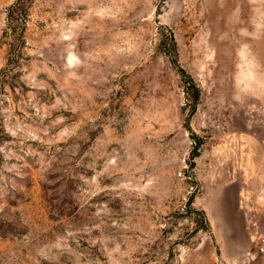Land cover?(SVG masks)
<instances>
[{
  "label": "rangeland",
  "instance_id": "obj_1",
  "mask_svg": "<svg viewBox=\"0 0 264 264\" xmlns=\"http://www.w3.org/2000/svg\"><path fill=\"white\" fill-rule=\"evenodd\" d=\"M263 240L264 0H0V264Z\"/></svg>",
  "mask_w": 264,
  "mask_h": 264
},
{
  "label": "trees",
  "instance_id": "obj_2",
  "mask_svg": "<svg viewBox=\"0 0 264 264\" xmlns=\"http://www.w3.org/2000/svg\"><path fill=\"white\" fill-rule=\"evenodd\" d=\"M14 8H15V6H14ZM16 9H18V10H15V13H17V11H19L20 10V6H17V8ZM11 15V14H10ZM14 20H16V18H14ZM169 38H170V49L169 48H165V50L166 51H170V50H172L173 52H175V43H174V40H173V37H172V34L170 33L169 34ZM165 47H167V46H165ZM172 61V63L174 64V65H176V62H175V60L174 59H172L171 60ZM4 77H5V74H4ZM4 79V78H3ZM2 81H4V80H2ZM193 155H195V152H194V154ZM191 201V200H190ZM195 211H197V210H195ZM202 213V212H201ZM203 218H204V216H203Z\"/></svg>",
  "mask_w": 264,
  "mask_h": 264
},
{
  "label": "built area",
  "instance_id": "obj_3",
  "mask_svg": "<svg viewBox=\"0 0 264 264\" xmlns=\"http://www.w3.org/2000/svg\"><path fill=\"white\" fill-rule=\"evenodd\" d=\"M263 249H264V240H263L262 244L260 245V251H263Z\"/></svg>",
  "mask_w": 264,
  "mask_h": 264
}]
</instances>
